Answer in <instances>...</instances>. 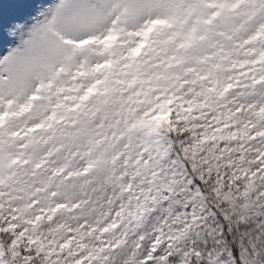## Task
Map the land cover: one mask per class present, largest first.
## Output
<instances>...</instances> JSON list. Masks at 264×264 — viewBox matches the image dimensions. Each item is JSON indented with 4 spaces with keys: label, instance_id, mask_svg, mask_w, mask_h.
I'll use <instances>...</instances> for the list:
<instances>
[{
    "label": "snow or ice",
    "instance_id": "snow-or-ice-1",
    "mask_svg": "<svg viewBox=\"0 0 264 264\" xmlns=\"http://www.w3.org/2000/svg\"><path fill=\"white\" fill-rule=\"evenodd\" d=\"M0 264H264V0H0Z\"/></svg>",
    "mask_w": 264,
    "mask_h": 264
},
{
    "label": "rangeland",
    "instance_id": "rangeland-1",
    "mask_svg": "<svg viewBox=\"0 0 264 264\" xmlns=\"http://www.w3.org/2000/svg\"><path fill=\"white\" fill-rule=\"evenodd\" d=\"M4 7H5V10H7V8H8V3L7 2H5Z\"/></svg>",
    "mask_w": 264,
    "mask_h": 264
}]
</instances>
